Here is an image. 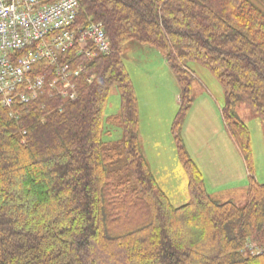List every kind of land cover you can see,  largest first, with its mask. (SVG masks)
<instances>
[{"label":"trees","instance_id":"16d2710c","mask_svg":"<svg viewBox=\"0 0 264 264\" xmlns=\"http://www.w3.org/2000/svg\"><path fill=\"white\" fill-rule=\"evenodd\" d=\"M89 19L111 52L76 57L75 99L42 96L15 117L0 104V264H264V183L250 176L242 206L214 199L181 136L194 101L186 63L197 61L223 88L222 117L251 173L237 107L264 122V0H82L78 20ZM130 42L155 47L180 85L171 133L190 199L178 207L141 148ZM114 87L119 112L105 117ZM106 124L120 138L106 140Z\"/></svg>","mask_w":264,"mask_h":264},{"label":"rangeland","instance_id":"374dc122","mask_svg":"<svg viewBox=\"0 0 264 264\" xmlns=\"http://www.w3.org/2000/svg\"><path fill=\"white\" fill-rule=\"evenodd\" d=\"M90 21L93 20L81 22L77 19V24L84 26ZM122 58L136 91L145 154L172 204L181 206L190 199L187 175L176 170L178 160L174 162L171 149L166 148L162 152L154 145L160 141L171 146L174 141L170 119L172 116L174 119L179 108V83L155 47L130 42ZM186 65L193 73L194 101L185 115L181 136L187 135L190 150L204 173L208 193L220 196L221 200L226 198L224 194L231 195L234 202L242 206L247 200L238 201L241 200L238 199L241 192L237 189L249 184L251 175L259 183H264V122L246 104L238 105V114L248 126L251 137L253 166L251 173L247 174L240 153L236 154L227 140L220 112L224 106L221 84L201 63L187 61ZM119 107L120 97L114 87L107 100L105 117L117 114ZM105 129L111 131L104 137L106 140L120 138V127L106 124ZM179 169H182L180 164ZM220 189L230 190L216 194Z\"/></svg>","mask_w":264,"mask_h":264},{"label":"built area","instance_id":"2783aa9c","mask_svg":"<svg viewBox=\"0 0 264 264\" xmlns=\"http://www.w3.org/2000/svg\"><path fill=\"white\" fill-rule=\"evenodd\" d=\"M81 1L0 0V104L12 117L42 96L75 99L85 70L76 57L111 52L101 22L77 24Z\"/></svg>","mask_w":264,"mask_h":264},{"label":"crops","instance_id":"0c3cea01","mask_svg":"<svg viewBox=\"0 0 264 264\" xmlns=\"http://www.w3.org/2000/svg\"><path fill=\"white\" fill-rule=\"evenodd\" d=\"M165 60V59H164ZM166 61V60H165ZM167 63V62H166ZM169 66V65H168ZM170 68V67H169ZM171 70V69H170ZM172 71V70H171ZM192 71V70H191ZM173 73V72H172ZM173 75H174V73H173ZM175 76V75H174ZM176 78V77H175ZM177 80V79H176ZM179 87H180V85H179ZM238 111V110H237ZM220 112H221V116H222V107L220 108ZM222 120H223V117H222ZM170 121H172L173 122V116L171 117V119H170ZM223 124H224V129H225V132H226V136H227V140H229V142H230V145H231V147L233 148V150H234V152L237 154L238 152H239V149L237 148V146H236V144H235V142L233 141V139L231 138V136H230V134L228 133V131H227V129H226V126H225V123H224V120H223ZM139 138H140V143H141V148H142V151H143V154H144V156H145V158H146V160H147V162H148V164H149V166H150V169H151V171H152V173H153V175H154V177H155V179H156V181H157V183L159 184V186H160V188L165 192V190L163 189V187L161 186V184L159 183V181L157 180V178H156V175H155V173H154V171H153V166H152V164L150 163V161L148 160V158H147V156H146V154H145V148H144V143H143V139H142V133H141V130H140V118H139ZM173 139V138H172ZM188 138H187V135H184L183 134V141H184V144H185V146H186V148H187V150H188V152H189V154L191 155V157L193 158V160L195 161V163L197 164V166L199 167V169L201 170V172H202V174H203V178L205 177L204 176V173H203V171H202V168H201V166L199 165V163H198V161L196 160V158H194V156H193V154H192V152H191V148H190V144H189V142H188V140H187ZM154 145H155V147L156 148H158V149H162V152H163V150L164 149H166V148H169V149H171V152L173 153L172 155H173V158H174V162H176V160H178V165H177V167H176V170L178 171H180L181 172V174H183V172L187 175V173H186V171H185V169H184V167L182 166V164H181V162H180V160H179V158H178V155H177V151H176V148H175V143H174V141H172V143H171V146L170 145H163V143L162 142H160V141H156L155 143H154ZM240 153V152H239ZM240 155H241V153H240ZM241 157H242V155H241ZM242 159H243V157H242ZM243 161H244V159H243ZM179 164L181 165V167H182V169H179ZM244 164H245V161H244ZM245 167H246V173L247 174H249V171L247 170V166H246V164H245ZM184 170V171H183ZM205 182V181H204ZM221 183H219V185L218 186H221L220 185ZM205 185H206V183H205ZM214 186V185H213ZM187 187H188V176H187ZM215 187V186H214ZM247 187H248V184H245V185H243V186H241L240 187V189H237L238 190V192H241V196H240V198H238V199H241V200H238V201H244L245 199H246V193H247ZM228 190H230V189H220V190H217L216 191V194H218V193H220V192H224L225 193V191H228ZM240 190V191H239ZM188 192H189V190H188ZM166 194V193H165ZM214 199H216V200H219V201H226V200H233L234 201V197H232L231 195L229 196V195H226V194H224L223 195V197H226L225 199H223V200H221V198H219L220 196H213L211 193H209ZM167 195V194H166ZM168 196V195H167ZM229 196V197H228ZM169 197V196H168ZM216 197V198H215ZM170 199V198H169ZM171 201V200H170ZM172 203V202H171ZM183 205V204H182Z\"/></svg>","mask_w":264,"mask_h":264}]
</instances>
